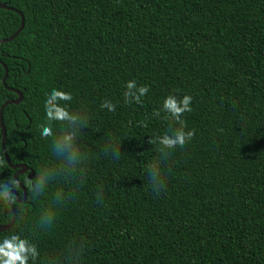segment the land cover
Here are the masks:
<instances>
[{
  "label": "trees",
  "instance_id": "obj_1",
  "mask_svg": "<svg viewBox=\"0 0 264 264\" xmlns=\"http://www.w3.org/2000/svg\"><path fill=\"white\" fill-rule=\"evenodd\" d=\"M1 3L11 10L0 9V41L19 28L15 11L23 18L19 34L0 43V108L17 98L10 89L22 95L2 111L9 163L35 172L49 161L38 134L49 88L70 91L71 108L84 105L90 116L85 184L54 229L36 234L42 257L60 259L68 242H83L81 264H264V0ZM129 79L150 88L140 105L121 102ZM176 90L193 97L185 122L195 135L172 151L166 189L154 195L144 173L158 146L147 141L171 121L152 112ZM105 98L114 112L99 108ZM108 133L121 141L116 163L96 156ZM1 138L0 130V153ZM16 171L5 161L0 178ZM44 202L13 201L15 221L0 234L31 231ZM11 216L0 205V226Z\"/></svg>",
  "mask_w": 264,
  "mask_h": 264
},
{
  "label": "clouds",
  "instance_id": "obj_2",
  "mask_svg": "<svg viewBox=\"0 0 264 264\" xmlns=\"http://www.w3.org/2000/svg\"><path fill=\"white\" fill-rule=\"evenodd\" d=\"M150 91L146 84H139L135 79L124 81L122 85V103L140 105ZM73 95L62 88L51 87L41 98L43 119L38 125L39 136L48 141L49 161L42 163L38 170H27L23 181L14 175L0 178V205L11 206L20 198L15 191L22 187L25 195L36 202L45 198L38 216L33 222L31 231L23 228L11 229L0 234V264H81L85 245L68 242L61 253V258L42 257L36 240L37 233H48L54 229L59 210L71 201L76 192L85 184L88 164L93 152L85 143L90 116L87 107L71 108ZM193 97L179 90L160 98L158 107L152 112L153 117L171 121V125L161 134L153 135L147 143L157 145L158 155L146 165L145 183L154 195L166 189L167 162L172 151L183 149L192 141L195 129L188 127L185 114L192 111ZM117 105L105 98L99 104L101 110L112 113ZM143 126V122H139ZM121 141L113 133H108L100 146L97 157L113 163L119 162L122 154L119 151ZM5 160L0 153V172H3ZM29 173H34L29 175ZM54 183L63 185L51 193L49 187ZM104 189L97 185L94 193L96 203H102Z\"/></svg>",
  "mask_w": 264,
  "mask_h": 264
},
{
  "label": "water",
  "instance_id": "obj_3",
  "mask_svg": "<svg viewBox=\"0 0 264 264\" xmlns=\"http://www.w3.org/2000/svg\"><path fill=\"white\" fill-rule=\"evenodd\" d=\"M0 9L11 10L10 8L6 7V5L4 3H1L0 4ZM12 11H15V10H12ZM15 12L20 17V25H19V28L16 30V32L12 36H10L8 39L1 40L0 43H4V42H8V41L13 40L19 34V32L22 30V28H23V18H22V15L19 12H17V11H15ZM0 64L2 65V63H0ZM2 66L4 68V76H3L2 80H1V82H2V84H4V81H5L6 77H7V70L4 67V65H2ZM10 90L13 91V92H15V94L17 95V98L14 99V100H9V101L5 102L1 106V108H0V130H1V137H2L1 138V149H2V153H3V156L5 158V161H6L7 165L11 169L17 170L14 173V176H16V179H17V175L26 173L27 170H28V168L26 166L20 165V164L19 165H11L9 163V161H8V157H7V155L5 153V150L3 148V142H4V138H5V129H4V125H3V122H2V111H3V109H4L5 106L10 105V104L17 105L22 100V95H21L20 92L15 91V90H12V89H10ZM29 175H33V173H29ZM19 188L22 190V197L18 198V200H14V201L17 202V203H21L22 204V203L25 202L26 195H25V193L23 191V188L22 187H19ZM9 208H10L11 213H12L11 220H10V222L8 224L0 226V232L6 231L9 228H11V226L13 225V223L15 221V212H14V209H13L12 205L9 206Z\"/></svg>",
  "mask_w": 264,
  "mask_h": 264
}]
</instances>
